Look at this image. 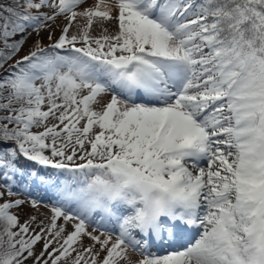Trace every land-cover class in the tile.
<instances>
[{"label":"snow or ice","instance_id":"1","mask_svg":"<svg viewBox=\"0 0 264 264\" xmlns=\"http://www.w3.org/2000/svg\"><path fill=\"white\" fill-rule=\"evenodd\" d=\"M0 264H264V0H0Z\"/></svg>","mask_w":264,"mask_h":264}]
</instances>
